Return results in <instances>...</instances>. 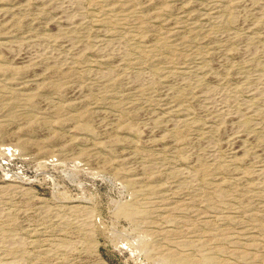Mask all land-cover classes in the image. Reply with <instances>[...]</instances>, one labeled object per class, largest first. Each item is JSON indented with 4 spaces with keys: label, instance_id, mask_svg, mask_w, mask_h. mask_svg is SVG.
I'll use <instances>...</instances> for the list:
<instances>
[{
    "label": "rangeland",
    "instance_id": "rangeland-1",
    "mask_svg": "<svg viewBox=\"0 0 264 264\" xmlns=\"http://www.w3.org/2000/svg\"><path fill=\"white\" fill-rule=\"evenodd\" d=\"M0 16V264H264V0Z\"/></svg>",
    "mask_w": 264,
    "mask_h": 264
},
{
    "label": "bare ground",
    "instance_id": "bare-ground-1",
    "mask_svg": "<svg viewBox=\"0 0 264 264\" xmlns=\"http://www.w3.org/2000/svg\"><path fill=\"white\" fill-rule=\"evenodd\" d=\"M75 5V4H74ZM73 5V6H74ZM65 6V5H64ZM77 6V5H76ZM63 8V7H62ZM77 8L78 9H76V8H74V7H72V4H71V6H67V7H65V8H63L62 10H58V14L57 15H59V23L60 24H63V25H65V26H74V24H76L80 19H82L81 17H80V13H79V10L81 11V9L77 6ZM60 9V8H59ZM1 17V16H0ZM2 18V17H1ZM82 21V20H81ZM101 42H103V41H101ZM97 43H100V42H97L96 41V44ZM102 44H104V43H102ZM99 45V44H98ZM115 45V44H114ZM97 46V45H96ZM100 46V45H99ZM112 46V45H111ZM108 47V46H107ZM109 49H111V48H109ZM114 49H115V47H114ZM114 49H112V50H110V51H113ZM117 49V48H116ZM110 51L108 52V53H110ZM115 51H117V50H115ZM118 51H119V48H118ZM118 51H117V53H118ZM49 52V51H48ZM121 52V51H120ZM112 53V52H111ZM117 53H112L111 55H116ZM47 54V50L45 51V49L44 50H41V49H37V48H35V47H29V48H27L22 54H20V55H16V58H17V60L19 61V62H25V61H34L37 57H40V56H44V55H46ZM50 54V53H49ZM110 55V54H109ZM119 55H120V53H119ZM50 56H51V54H50ZM104 56V55H103ZM45 57V56H44ZM109 57V56H108ZM44 59V58H43ZM260 79V78H259ZM262 79V78H261ZM261 81V80H260ZM263 81V80H262ZM147 82V78L146 77H138V80H137V83H136V85H143V84H145ZM259 83V82H258ZM256 85V84H255ZM261 84H259V86L258 87H256V88H253V89H251V90H249L248 92H247V95H248V98L249 97H261V98H263L264 97V82H263V84L260 86ZM247 89V88H246ZM248 90V89H247ZM210 93H212V92H210ZM207 94V93H206ZM199 95V94H198ZM204 95V94H203ZM199 96L201 99H199V102L200 101H202V102H204V104L207 106V108L208 109H211L212 111H214V112H216L217 114L218 113H222L223 111H222V105L220 104V101H219V98H218V95L217 94H207V95H205V96ZM221 97V96H220ZM251 99V98H250ZM202 102H200V103H202ZM224 102V101H223ZM202 105H203V103H202ZM224 105V104H223ZM227 107V106H226ZM204 109V108H203ZM222 111V112H221ZM204 113V112H203ZM207 113H208V111H207ZM211 114V113H210ZM212 114H214V113H212ZM216 114V115H217ZM230 114V113H229ZM215 115V114H214ZM220 115V114H219ZM218 115V116H219ZM224 115H225V113H224ZM233 116V115H232ZM222 117V116H221ZM227 119V118H226ZM222 120V119H221ZM231 120H235L234 118H231ZM232 123V122H231ZM237 123V124H236ZM235 124H233L232 123V125L230 124L229 125V132H228V136H229V141L230 142H232V143H235L239 138H241L242 137V135H241V132L239 133V131H241V130H238V128L237 127H235V126H238V122H236ZM264 151V150H263ZM210 152V151H209ZM213 152V151H212ZM232 153L234 154L235 153V151H232ZM232 153H230V154H232ZM209 155H211V154H209ZM211 157V156H210ZM214 157V156H213ZM217 159V158H216ZM255 174H257V173H255ZM257 175H259V174H257ZM255 176V179H257L256 178V175H254ZM262 176V177H261ZM261 178H263L264 177V175H262L261 174ZM259 177V178H260ZM258 180H261V179H258Z\"/></svg>",
    "mask_w": 264,
    "mask_h": 264
}]
</instances>
